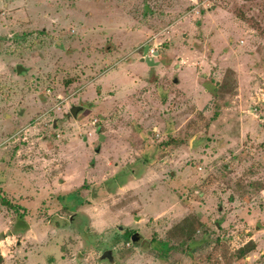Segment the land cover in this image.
<instances>
[{
	"label": "rangeland",
	"instance_id": "1",
	"mask_svg": "<svg viewBox=\"0 0 264 264\" xmlns=\"http://www.w3.org/2000/svg\"><path fill=\"white\" fill-rule=\"evenodd\" d=\"M0 182L3 264H264V0H0Z\"/></svg>",
	"mask_w": 264,
	"mask_h": 264
},
{
	"label": "water",
	"instance_id": "2",
	"mask_svg": "<svg viewBox=\"0 0 264 264\" xmlns=\"http://www.w3.org/2000/svg\"><path fill=\"white\" fill-rule=\"evenodd\" d=\"M150 54H152V56ZM158 55H159V52L158 51L151 53L149 46H146L145 47V50H144L143 58L141 59V62L146 63L150 67L158 66L160 64V62H156L155 61V57H157ZM16 71H17V74L18 75H22L23 72L25 71V67L22 66V65H18L17 68H16ZM175 82L177 83L178 81L176 80ZM82 110H83L82 107H73L71 109L70 113L72 114V116L74 118H76L77 115H78V113L80 111H82ZM101 140L102 141L104 140V137L103 136L101 137ZM131 239H132V242L133 243L137 244V243L140 242L141 237H140V235L138 233H135L134 235H132ZM145 244H146V241L143 240L141 242V245L144 246ZM105 257L110 258V260L113 259L111 257V252H109L108 254H106Z\"/></svg>",
	"mask_w": 264,
	"mask_h": 264
},
{
	"label": "trees",
	"instance_id": "3",
	"mask_svg": "<svg viewBox=\"0 0 264 264\" xmlns=\"http://www.w3.org/2000/svg\"><path fill=\"white\" fill-rule=\"evenodd\" d=\"M0 185H1V182H0ZM3 202L5 205L9 206L12 209H15L18 212V210H19L18 206L12 205L11 203L8 202V200H5V199L3 200ZM18 216L24 218V214H21L20 212H18ZM123 234L128 240L131 238V233L125 231V232H123ZM163 247L165 248V250L170 249V246L168 243H164ZM240 250H241L240 251L241 256L245 255V253H249L250 252L249 245L241 248ZM0 264H3V257L1 256V254H0Z\"/></svg>",
	"mask_w": 264,
	"mask_h": 264
},
{
	"label": "crops",
	"instance_id": "4",
	"mask_svg": "<svg viewBox=\"0 0 264 264\" xmlns=\"http://www.w3.org/2000/svg\"><path fill=\"white\" fill-rule=\"evenodd\" d=\"M22 206H23V207H29V203H28V205H27V202H26V203L24 202V203L22 204ZM14 236H15V235H14Z\"/></svg>",
	"mask_w": 264,
	"mask_h": 264
},
{
	"label": "flooded vegetation",
	"instance_id": "5",
	"mask_svg": "<svg viewBox=\"0 0 264 264\" xmlns=\"http://www.w3.org/2000/svg\"><path fill=\"white\" fill-rule=\"evenodd\" d=\"M142 240V238L140 239V241Z\"/></svg>",
	"mask_w": 264,
	"mask_h": 264
},
{
	"label": "built area",
	"instance_id": "6",
	"mask_svg": "<svg viewBox=\"0 0 264 264\" xmlns=\"http://www.w3.org/2000/svg\"><path fill=\"white\" fill-rule=\"evenodd\" d=\"M96 123V122H95Z\"/></svg>",
	"mask_w": 264,
	"mask_h": 264
}]
</instances>
